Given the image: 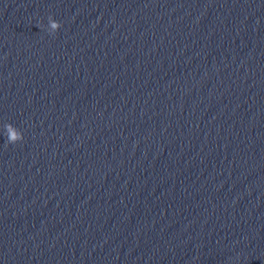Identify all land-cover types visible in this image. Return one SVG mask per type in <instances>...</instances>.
Wrapping results in <instances>:
<instances>
[{"label": "clouds", "instance_id": "1", "mask_svg": "<svg viewBox=\"0 0 264 264\" xmlns=\"http://www.w3.org/2000/svg\"><path fill=\"white\" fill-rule=\"evenodd\" d=\"M61 26H62L61 23L54 22V23L51 24V27H52L53 30L60 29ZM7 127H8V132L10 133V137H9V139L7 141L8 143L15 144L18 140L22 139V137H20L17 134V132L12 128L11 125H8Z\"/></svg>", "mask_w": 264, "mask_h": 264}]
</instances>
